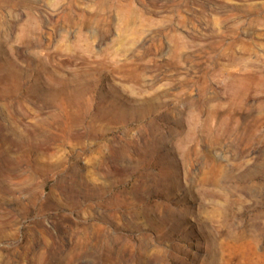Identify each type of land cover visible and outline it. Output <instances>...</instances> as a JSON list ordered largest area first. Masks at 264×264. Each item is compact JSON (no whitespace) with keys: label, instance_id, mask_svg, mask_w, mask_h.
I'll use <instances>...</instances> for the list:
<instances>
[{"label":"rangeland","instance_id":"obj_1","mask_svg":"<svg viewBox=\"0 0 264 264\" xmlns=\"http://www.w3.org/2000/svg\"><path fill=\"white\" fill-rule=\"evenodd\" d=\"M0 264H264V0H0Z\"/></svg>","mask_w":264,"mask_h":264}]
</instances>
